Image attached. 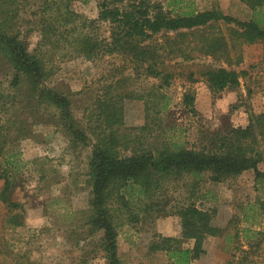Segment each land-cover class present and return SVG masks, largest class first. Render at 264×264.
I'll return each instance as SVG.
<instances>
[{"label":"trees","instance_id":"trees-1","mask_svg":"<svg viewBox=\"0 0 264 264\" xmlns=\"http://www.w3.org/2000/svg\"><path fill=\"white\" fill-rule=\"evenodd\" d=\"M243 1L252 10V16L245 20L225 14L216 6L195 9L189 0H98L95 18L74 11L71 0H41L36 22L40 46L68 44L76 54L89 59L117 55L131 64L132 79L144 76L158 80L140 90L128 88L131 74L106 80L93 103L84 107L83 119H79L66 93L43 85L50 74L48 56L41 48L28 49L22 36L19 0H0V74L5 66L4 72H8L7 85L0 88V119L1 112L14 106L26 91L32 99L36 97L39 103L54 107L56 123L73 143L92 144L87 173L91 197L85 223L90 234H100L98 244L107 264H120L118 228L122 222L139 221L155 212L176 215L178 234L153 232L147 252L163 251L172 264H193L205 253V240L226 234L228 226L217 220L215 208H202L193 200L200 180L207 176L213 182H225L252 169L255 182L264 188V170L258 168L263 159L264 108L250 114L246 125L200 128L199 141L190 146L170 137V126L164 119L170 98L165 88L172 82V66L177 64L170 61L193 60L199 54L230 62L232 49L264 43V0ZM99 23L108 24L107 35L95 33ZM222 25L228 32L221 29ZM158 34L160 41L155 38ZM192 63L186 65L187 72L179 74L191 82L202 78L213 94L236 90L245 74L210 62L191 69ZM24 86L29 89L23 90ZM5 89L9 92L3 93ZM127 97L143 100V125L124 126ZM182 103L196 112L194 91L187 88ZM3 123L0 121V179L4 180L0 202L5 207L3 221L15 227L24 223L23 204L11 196L14 171L21 160L17 152L7 154L12 141ZM19 131L25 136L24 129ZM175 182L187 186L189 195L168 210V200L162 203L159 197ZM186 241H192V245L184 246Z\"/></svg>","mask_w":264,"mask_h":264},{"label":"rangeland","instance_id":"rangeland-1","mask_svg":"<svg viewBox=\"0 0 264 264\" xmlns=\"http://www.w3.org/2000/svg\"><path fill=\"white\" fill-rule=\"evenodd\" d=\"M40 1L19 0L22 36L30 51L41 48L47 53L50 74L43 85L66 93L77 118L83 119L84 107L93 103L106 80L131 74L127 85L136 90L158 81L144 76L132 79L131 64L117 55L89 59L76 54L68 44H59L57 48L52 44L40 46L41 34L36 24L40 18ZM189 2L199 10L216 6L241 20L252 16V10L243 0ZM70 7L87 18L98 14V0H71ZM108 28L107 23H99L94 31L104 36ZM221 29L228 32L224 25ZM160 35L155 36L157 41L161 40ZM230 58L228 62L198 54L193 60L170 61L177 63L172 66L174 78L165 88L170 98L164 119L170 126V137L179 138L190 146L199 141L200 128L246 125L250 114L264 108V43L243 44L231 50ZM192 61L191 69L198 63L210 62L243 70L245 74L236 90L213 94L202 78L191 82L186 75L179 74L187 72L186 65ZM4 69L6 66L1 70L0 88L7 85L8 72ZM187 88L194 91L196 112L189 111L182 103V94ZM6 92L9 90L3 93ZM17 99L14 106L1 112L0 121L5 122L12 141L7 154L17 152L21 160V166L14 171L16 181L11 196L23 204L24 223L15 227L6 225L3 221L5 207L0 202L3 213L0 216V264H28L30 261L34 264H107L98 244L100 234H90L85 223L91 197L87 173L92 144L73 143L67 131L56 123V110L52 105L39 103L26 91ZM144 114L143 100L135 97L124 100L125 127L143 125ZM19 128L24 129L25 136L22 137ZM261 150L263 159L258 168L264 170V143ZM255 180L252 169L225 182H213L207 176L200 180L193 200L202 208H215L217 220L228 226L226 234L205 240V253L193 260V264H264V188ZM3 182L0 179V190ZM188 195L187 186L175 182L169 184L159 198L162 203L168 200L166 208L172 210L173 205L183 202ZM118 229L120 264H172V259L163 251L148 253L147 244L153 232L176 236V215L155 212L139 221H123ZM183 245L191 246L192 241Z\"/></svg>","mask_w":264,"mask_h":264}]
</instances>
